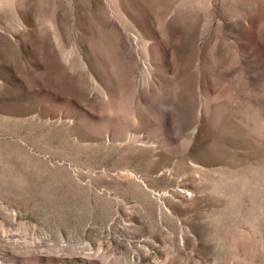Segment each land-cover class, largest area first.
Returning <instances> with one entry per match:
<instances>
[{
  "label": "rangeland",
  "instance_id": "1",
  "mask_svg": "<svg viewBox=\"0 0 264 264\" xmlns=\"http://www.w3.org/2000/svg\"><path fill=\"white\" fill-rule=\"evenodd\" d=\"M0 264H264V0H0Z\"/></svg>",
  "mask_w": 264,
  "mask_h": 264
},
{
  "label": "bare ground",
  "instance_id": "2",
  "mask_svg": "<svg viewBox=\"0 0 264 264\" xmlns=\"http://www.w3.org/2000/svg\"><path fill=\"white\" fill-rule=\"evenodd\" d=\"M83 88V87H82ZM107 110H108V108H111L112 109V106H111V104L110 103H108L107 105ZM113 110V109H112ZM126 115H122V120H125L126 119ZM112 119L109 117L106 121H111Z\"/></svg>",
  "mask_w": 264,
  "mask_h": 264
}]
</instances>
